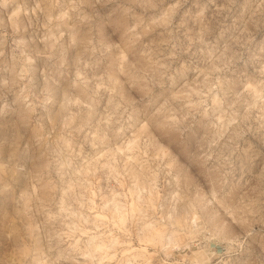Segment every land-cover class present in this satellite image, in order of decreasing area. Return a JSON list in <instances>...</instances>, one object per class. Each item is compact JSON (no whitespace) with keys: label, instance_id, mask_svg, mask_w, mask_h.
<instances>
[{"label":"clouds","instance_id":"obj_1","mask_svg":"<svg viewBox=\"0 0 264 264\" xmlns=\"http://www.w3.org/2000/svg\"><path fill=\"white\" fill-rule=\"evenodd\" d=\"M0 264H264V0H0Z\"/></svg>","mask_w":264,"mask_h":264}]
</instances>
